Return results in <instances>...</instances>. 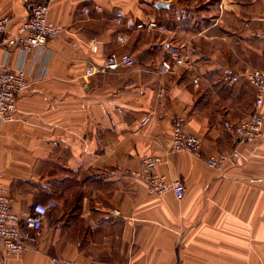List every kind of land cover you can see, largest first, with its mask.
<instances>
[{"label":"crops","instance_id":"0c3cea01","mask_svg":"<svg viewBox=\"0 0 264 264\" xmlns=\"http://www.w3.org/2000/svg\"><path fill=\"white\" fill-rule=\"evenodd\" d=\"M46 1L58 37L28 55L0 45V68L30 74L15 120L0 122V191L19 213L49 200L57 207L36 250L5 256L0 244V264H51L58 255L75 264H264V135L249 145L223 126L255 110L246 79L223 76L263 65L264 0ZM120 10L167 30H128L114 22ZM29 12L24 0H0L13 32ZM112 53L135 63L86 73ZM173 53L185 64L158 72ZM176 117L202 138L200 155L171 152ZM235 150L237 165L206 163ZM148 156L162 158L154 173L184 181L183 198L149 194L130 174Z\"/></svg>","mask_w":264,"mask_h":264},{"label":"built area","instance_id":"2783aa9c","mask_svg":"<svg viewBox=\"0 0 264 264\" xmlns=\"http://www.w3.org/2000/svg\"><path fill=\"white\" fill-rule=\"evenodd\" d=\"M29 7V16L13 32L9 28L11 16L0 17V45L6 48L19 47L25 55L41 48L48 41L59 36L61 28L53 23L49 18V4L46 0H24ZM114 22L124 26L128 30H161L166 31V27L157 20L148 22H137L129 18L120 10L117 11ZM258 36L264 38V31H259ZM119 41L124 42L125 37L120 36ZM93 51L97 52V45H93ZM186 58L177 53L171 54L168 59H164L158 68L160 73L174 72L176 68L183 66ZM135 59L130 54L112 53L104 59V63L97 68L92 63L86 66V73L92 75L96 72H109L118 69L120 66H132ZM29 70L23 65L10 67L2 65L0 68V122L10 123L15 120L17 112V101L19 97L30 87ZM244 77L251 87L254 88L255 110L242 120H225L223 126L237 141L245 144H255L264 135V115L259 111L264 102V63L261 67H254L244 72L242 75L226 73L223 78L230 84L239 81ZM199 76L194 79V84L199 85ZM150 120L147 116L142 121L146 125ZM183 117H176L173 121L171 132V152H191L200 155L203 140L198 135L188 132ZM240 160L238 151L223 152L218 155H211L206 159V163L213 167H221L228 163L237 165ZM162 162L160 156H148L142 159L141 171H133L130 174L142 178L147 184V192L152 195H163L173 193L178 199L186 194V186L183 180L169 181L163 175L153 172ZM57 203L49 200L47 203H37L31 211L22 213L16 212L12 205V199L8 194L0 191V244L5 256H17L25 250H36L39 242V235L43 229L44 221L51 209H55ZM114 214H120L116 210ZM24 231H26L24 233ZM51 264H75L70 258L65 256H52Z\"/></svg>","mask_w":264,"mask_h":264}]
</instances>
